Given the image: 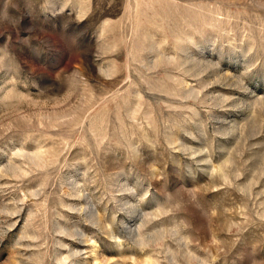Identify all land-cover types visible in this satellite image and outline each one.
<instances>
[{
    "label": "rangeland",
    "instance_id": "1",
    "mask_svg": "<svg viewBox=\"0 0 264 264\" xmlns=\"http://www.w3.org/2000/svg\"><path fill=\"white\" fill-rule=\"evenodd\" d=\"M0 264H264V0H0Z\"/></svg>",
    "mask_w": 264,
    "mask_h": 264
}]
</instances>
